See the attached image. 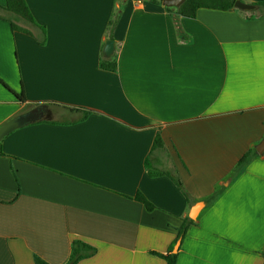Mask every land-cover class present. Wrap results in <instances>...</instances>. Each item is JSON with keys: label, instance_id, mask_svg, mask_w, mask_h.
Here are the masks:
<instances>
[{"label": "crops", "instance_id": "0c3cea01", "mask_svg": "<svg viewBox=\"0 0 264 264\" xmlns=\"http://www.w3.org/2000/svg\"><path fill=\"white\" fill-rule=\"evenodd\" d=\"M25 1L47 42L0 21V80L26 97L0 85V126L47 112L3 140L0 264H68L74 241L97 251L78 264H166L152 253L174 254L183 219L218 188L177 264H264V155L228 180L264 139V0L201 9L181 32L163 5L125 0L117 72L100 62L118 0ZM52 107L74 117L56 120ZM150 171L179 179L190 200Z\"/></svg>", "mask_w": 264, "mask_h": 264}, {"label": "trees", "instance_id": "16d2710c", "mask_svg": "<svg viewBox=\"0 0 264 264\" xmlns=\"http://www.w3.org/2000/svg\"><path fill=\"white\" fill-rule=\"evenodd\" d=\"M140 1V0H135ZM154 5H163V0H149ZM242 2L241 0H187L180 8H166L167 11L170 13H174L173 16V22L176 25V28L178 31L181 32V27L179 24V20L181 18H189V19H195L197 16V13L201 9L206 10H215V11H222V12H230V11H239L235 4L236 2ZM119 7L116 8L110 18V21L108 23L107 27V40L114 41V33L116 30V27L121 19L122 12L124 7L127 4V1L125 0H118ZM261 8H264V4L258 5ZM0 12H4V15H1L0 13V21L7 22L10 24L13 32H19L26 35H29L36 39L38 44L40 46H45L47 42V31L46 28L39 26L26 1L25 0H5V5H0ZM100 68L102 70L110 71V72H117L118 71V63L116 60V57H113L111 59H106L104 55L102 54L101 62H100ZM0 85H2L5 89H7L9 92H11L17 100L24 104L26 102V97L23 91V88H21L20 94H16L13 92L3 81L0 80ZM63 109L68 110L71 113L74 114H80L82 118L87 117L90 112H87L85 110L79 109V108H68L63 107ZM161 144V137L158 135L154 148L160 147ZM6 157L4 150H3V141L0 143V158ZM259 155L256 152L255 148L250 149L237 163L235 168L233 169L232 173L228 177V180L239 176L245 168L248 166V164L258 158ZM151 177H160L162 175H167L170 177L177 187L182 191V193L185 195L186 199L188 201L190 200L191 196L187 193V191L184 189L183 185L181 184L180 180L173 177L172 174L162 172V171H150ZM223 191L217 190L214 191V193L205 198L203 202L206 204L207 207H211L216 203V201L222 196ZM135 200L139 203L143 204L147 211L152 212L156 209V207L151 204L141 193H138L135 197ZM196 225L195 221H192L189 218L183 219L182 225L177 230V243L182 244L184 239L187 236L188 230L191 226ZM96 249L92 246L81 242V241H74L72 243V252L70 256V260L68 264H78L82 260L91 258L96 254ZM179 252V251H178ZM177 253H169L166 255H161L157 253H152L153 255L162 258L166 264H177L178 263V256ZM264 256V254H263ZM35 264H48L41 258L35 256L34 257Z\"/></svg>", "mask_w": 264, "mask_h": 264}, {"label": "water", "instance_id": "95a60500", "mask_svg": "<svg viewBox=\"0 0 264 264\" xmlns=\"http://www.w3.org/2000/svg\"><path fill=\"white\" fill-rule=\"evenodd\" d=\"M187 0H163L162 4L166 8H180ZM235 7L239 10H252L253 6L242 3L240 1L236 2ZM116 50V42L107 40L105 41L103 55L106 59H111ZM47 112V106H42L35 108L25 114H21L16 116L9 121L5 122L3 125L0 126V143L11 133L14 131L28 125L35 123L37 121L43 120L45 118V114ZM256 151L260 156L264 155V139L258 146L256 147ZM205 206L203 202L198 203L194 206L189 214V219L192 221H196L198 216ZM180 244H177L176 248L174 249V253H177Z\"/></svg>", "mask_w": 264, "mask_h": 264}, {"label": "rangeland", "instance_id": "374dc122", "mask_svg": "<svg viewBox=\"0 0 264 264\" xmlns=\"http://www.w3.org/2000/svg\"><path fill=\"white\" fill-rule=\"evenodd\" d=\"M52 110H55L57 111L56 115L53 117L54 119L56 120H70L72 119L74 116L72 114H69L67 112H64L62 111L61 109L59 108H56V107H52ZM162 172H165V171H162ZM167 173V172H166ZM167 176V175H165ZM164 175L160 176V177H165ZM168 177V176H167ZM210 208V207H208ZM205 212V211H204ZM175 249V248H174Z\"/></svg>", "mask_w": 264, "mask_h": 264}]
</instances>
